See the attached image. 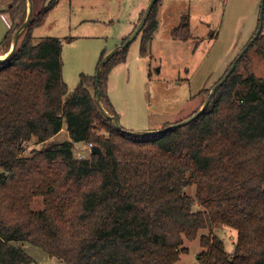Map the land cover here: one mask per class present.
Wrapping results in <instances>:
<instances>
[{
	"label": "trees",
	"instance_id": "trees-1",
	"mask_svg": "<svg viewBox=\"0 0 264 264\" xmlns=\"http://www.w3.org/2000/svg\"><path fill=\"white\" fill-rule=\"evenodd\" d=\"M59 1L33 13L16 52L0 64V264L32 263L16 243L65 264H177L187 253L184 240L218 226L237 232L234 253L217 235H204L198 264H264V79L237 72L247 53L197 119L129 135L99 110L95 77L82 74L69 92L60 39L33 43V30ZM155 8L142 30L141 55L156 31ZM27 11L26 0L6 10L12 26L2 55ZM190 35L185 15L173 36ZM253 46L264 61L263 33ZM127 49L101 71V100L111 115L108 72L125 61ZM64 124L69 140L57 142ZM30 143L41 147L25 156ZM78 143L102 154L81 159ZM189 186L196 187L194 198ZM35 199H42L41 210L33 208Z\"/></svg>",
	"mask_w": 264,
	"mask_h": 264
},
{
	"label": "rangeland",
	"instance_id": "rangeland-1",
	"mask_svg": "<svg viewBox=\"0 0 264 264\" xmlns=\"http://www.w3.org/2000/svg\"><path fill=\"white\" fill-rule=\"evenodd\" d=\"M13 0H0V43L11 29L6 12ZM262 0H159L155 8L156 31L141 55L142 35L130 44L126 59L108 72L107 95L119 125L126 132H159L166 125L187 120L199 111L212 88L218 84L232 63L255 36ZM34 14L51 0H32ZM151 0H60L44 23L32 33L33 43L54 37L62 41L63 80L73 92L82 74L96 77L102 53L109 54L129 38L142 20ZM189 15L190 39L173 36L181 18ZM264 35V22L263 31ZM182 34V33H178ZM12 46V45H11ZM10 46V49H11ZM9 49V51H10ZM238 73H254L264 79V61L251 47ZM95 96V90L91 89ZM64 124L57 142L68 141ZM41 146L26 145L28 156ZM93 147V146H92ZM90 145H75V155L88 159ZM194 198L195 186L186 188ZM33 208H43L35 199ZM199 210V207H195ZM218 236L225 251L233 254L237 242L234 229L218 226L201 230L197 239L184 240L186 254L177 264H198L203 251L202 236ZM32 259L31 264H65L29 243H16Z\"/></svg>",
	"mask_w": 264,
	"mask_h": 264
},
{
	"label": "water",
	"instance_id": "water-1",
	"mask_svg": "<svg viewBox=\"0 0 264 264\" xmlns=\"http://www.w3.org/2000/svg\"><path fill=\"white\" fill-rule=\"evenodd\" d=\"M27 1V5H28V11H27V18L25 23L19 28V30L16 31V33L13 36L12 39V46L10 51L6 54V56L4 58H0V64L4 63L6 61H8L16 52L17 48H18V43H19V37L21 35V33L27 28V26L29 25L32 16H33V2L32 0H26ZM158 3V0H151V2L149 3L145 14L142 18V20L140 21L139 25L137 26V28L135 29L134 33L127 39V41L117 47L115 50H113L112 52H110L109 54H107L105 56V58L102 60V62L100 63L98 69H97V74H96V93H97V97H96V104L99 108V110L101 111V113L107 118L109 119L115 126V128L118 131H124L121 126L119 125L118 119L115 115H111L103 106L102 104V100H101V92H100V88H99V81H100V76H101V71H102V67L107 64L112 57L117 54L119 51L124 50L126 48H128L130 46V44L139 36V34L142 32L143 28L145 27L153 8L156 6V4ZM263 22H264V0L261 1V10H260V20H259V27L258 30L256 32V35L253 37V39L251 40V42L244 48V50L239 54V56L237 57V59L235 60V62L233 63V65L230 67V69L228 70V72L226 73V75L223 77V79L216 85L213 87V89L211 90L210 95L208 96V98L206 99V102L204 103V105L202 106V108L196 113L194 114L192 117L188 118L187 120L180 122L179 124H175L172 126H169L168 128L161 130L159 132H140V133H133V132H126L125 133L129 134V135H133V136H137V135H155L158 133H162L164 131H168L171 128H175V127H179V126H185L189 123H191L192 121H194L195 119H197L200 115H202L204 113V111L206 110V108L208 107L213 95L215 94V92L228 80V78L230 77V75L235 71L237 64L240 62V60L243 58V56L248 52V50L252 47V45L254 44V42L258 39V37L261 35L262 31H263ZM92 154H99L101 155L102 152L99 149V147H92L91 150Z\"/></svg>",
	"mask_w": 264,
	"mask_h": 264
},
{
	"label": "crops",
	"instance_id": "crops-1",
	"mask_svg": "<svg viewBox=\"0 0 264 264\" xmlns=\"http://www.w3.org/2000/svg\"><path fill=\"white\" fill-rule=\"evenodd\" d=\"M33 13H34V12H33ZM11 26H12V24H11ZM134 31H135V30H134ZM11 45H12V44H11ZM2 53H3V52L0 53V54H1V55H0V58L6 56V54H5V55H2Z\"/></svg>",
	"mask_w": 264,
	"mask_h": 264
},
{
	"label": "built area",
	"instance_id": "built-area-1",
	"mask_svg": "<svg viewBox=\"0 0 264 264\" xmlns=\"http://www.w3.org/2000/svg\"><path fill=\"white\" fill-rule=\"evenodd\" d=\"M92 147V145H90V148Z\"/></svg>",
	"mask_w": 264,
	"mask_h": 264
},
{
	"label": "bare ground",
	"instance_id": "bare-ground-1",
	"mask_svg": "<svg viewBox=\"0 0 264 264\" xmlns=\"http://www.w3.org/2000/svg\"><path fill=\"white\" fill-rule=\"evenodd\" d=\"M5 57V56H4ZM4 57H2V58H4Z\"/></svg>",
	"mask_w": 264,
	"mask_h": 264
}]
</instances>
